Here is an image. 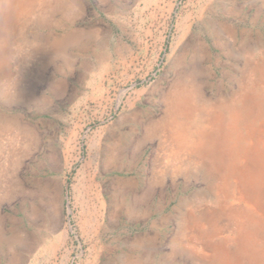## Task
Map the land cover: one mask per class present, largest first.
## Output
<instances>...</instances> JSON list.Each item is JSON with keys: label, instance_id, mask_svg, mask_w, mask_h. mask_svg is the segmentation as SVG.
Listing matches in <instances>:
<instances>
[{"label": "rangeland", "instance_id": "374dc122", "mask_svg": "<svg viewBox=\"0 0 264 264\" xmlns=\"http://www.w3.org/2000/svg\"><path fill=\"white\" fill-rule=\"evenodd\" d=\"M5 2L0 264H206L213 247L264 264V188L219 208L156 131L185 80L208 113L264 103V0H28L1 31ZM198 224L207 249L183 241Z\"/></svg>", "mask_w": 264, "mask_h": 264}, {"label": "bare ground", "instance_id": "6f19581e", "mask_svg": "<svg viewBox=\"0 0 264 264\" xmlns=\"http://www.w3.org/2000/svg\"><path fill=\"white\" fill-rule=\"evenodd\" d=\"M27 1L6 0L1 13V28H4L1 31L16 25L19 11ZM193 98L194 91L185 80L180 84L175 96L170 98L165 115L167 119L156 131H162L166 137L173 140L172 145L177 151L182 153L186 149L194 162L200 164V174L204 170L205 177L214 183L211 188L217 195L219 208H223V203L231 193L235 197L238 194V201L244 206L256 203L260 200L261 189L264 188V152L261 150V146L264 149V103L259 101L258 96L243 93L239 101L241 105H237L238 103L228 105L225 107L227 111L216 108L212 113H208L206 109L198 110ZM195 117L201 120L198 128L193 127ZM153 132L156 133L155 130ZM232 167L239 169H235L234 173ZM244 179L246 181L242 183ZM233 185L236 187L235 190ZM201 227L198 224L194 229L188 228L184 231V238L188 241H183L187 243L195 241L201 249L203 244L206 249L209 248L208 241H205L206 235L198 230ZM253 240L255 238L251 234L246 236L240 244L241 255L254 256ZM213 249V258L208 259L206 264H242V256H239L240 258L231 256L222 247Z\"/></svg>", "mask_w": 264, "mask_h": 264}]
</instances>
